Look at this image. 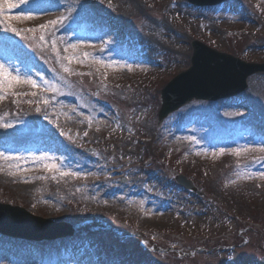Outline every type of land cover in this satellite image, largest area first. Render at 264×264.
Returning <instances> with one entry per match:
<instances>
[{
  "label": "rangeland",
  "instance_id": "rangeland-1",
  "mask_svg": "<svg viewBox=\"0 0 264 264\" xmlns=\"http://www.w3.org/2000/svg\"><path fill=\"white\" fill-rule=\"evenodd\" d=\"M57 1L60 3L70 2V0ZM73 1L76 4L77 14L72 16L74 11H70L66 17H63V20H60L61 17L58 15L45 18L54 14L52 11H46V9L36 11L31 16L33 17L32 20H39L43 16L41 22L48 26L44 29L37 28L35 36H29L30 32H27V35H18L12 32L6 36H0V40L6 43L0 44V46L13 50V53L19 52L18 59L13 63V66L16 68L21 65L20 69L26 70L28 65L25 59L28 58L30 62L32 60L38 62L41 69H46L49 63L36 56L35 44L39 42L42 46L57 39V46L65 48L68 45L67 38L71 35L69 27L72 26L74 27L73 34L81 35L78 39L84 40L82 42L89 41L88 46L90 47H95L94 45L101 40H99L100 37L112 36L114 38L110 46L111 52L104 51L102 55L104 63L113 65L111 68L108 67L109 70H113L117 63L126 64L131 59H134V64L139 63L137 67L141 69L124 73L122 76H112L110 78L112 82L108 86L99 89L100 95L105 96L107 99L99 97L108 103L112 109L118 110L119 117L114 124H111L98 120L97 113L92 114L89 128L97 131L96 135L88 139H80L77 143V146L92 144L96 149L92 155L77 153L76 149L78 147L74 149V139L63 137L57 144L64 146V150L57 148L52 154L45 151L30 154L31 164L27 168L32 178L27 184H18L19 175L25 169L20 171L14 161H4V168H1L3 172L0 175V203L22 204L24 210L35 216L54 221H65L77 225L79 228L81 227L77 235L79 237L75 240L79 243V252L76 259L73 260L74 264H155V262L147 259L145 256L147 252L143 251L140 242L144 245L147 242L150 245L160 246L163 250L172 249L173 254H156L165 257L161 259H164L166 263L169 262L168 259H171L172 262L177 264H252V260H255L254 264H264V181L254 179L255 184L246 183L243 178V170H241L239 180H236V176H233L232 173L237 168L233 159L229 157L231 154L214 155V153H211V158L216 159V162L204 161L211 159L206 156L201 157L200 160L196 159L198 161L196 162L197 155L185 153L182 148V146L188 147L185 143L171 144L170 148H166V139H169V137L166 136L164 131H161V124H158V122L155 121L154 123L155 129L150 122H131V117L135 114L143 117L144 115L148 116L150 111H155L156 106L158 107L161 102L160 92L162 88L176 74L190 67L192 42H200L209 48L231 54L245 62L264 63V26L259 27V23H255L260 21L258 17L261 12H255V16H251L249 15V6L235 0L224 6L221 12L217 8L196 7L186 0H181V2L176 0L175 21L171 22L170 17L166 15L163 17L158 14L160 12L159 7L166 4V0H102L103 4L98 5V10L95 9L97 7L94 3L93 5L92 3L87 4L88 1L92 0ZM236 6H241L243 11L241 13L233 11ZM19 7L23 8L21 12L17 13L20 17L29 16L26 3H21ZM87 10L91 12L92 16L85 14ZM98 11L103 14H96ZM230 15H235L237 18L235 20L226 18ZM137 16H140L138 23H141V25L149 20L148 25L144 26L145 33L142 28L134 33L132 30L125 29V22L122 21L131 19L135 22ZM93 17L95 18L89 20ZM165 17L167 20L163 22L162 18L165 19ZM12 20L14 19L12 18ZM52 20L58 22L55 25L48 24ZM18 21L19 23L22 22V20ZM89 22L92 23L91 30L88 32L86 24ZM209 23H214L215 29H217V23L222 24V28H239L243 31L239 33L243 38L240 41L241 44L233 43L231 38L227 42L225 40L227 34L225 35L222 32L218 37L207 38L208 33L202 32L204 26L209 28ZM202 24H204L203 27ZM55 27L56 31L54 30ZM120 29L128 31L123 34ZM118 30L121 33L120 36L117 35ZM93 32L95 34L87 36V33L91 34ZM41 35L44 36V40L40 39ZM127 35L129 40L125 42L121 39V36L127 37ZM244 45H247V48H242ZM57 46L56 48H58ZM60 48H58V52L64 54ZM246 52L248 53L245 54ZM121 55L128 59L119 62L118 58ZM108 57L112 59L108 60ZM154 58L159 60L158 63L171 66L170 69L167 68L171 71L167 70L159 73L157 68L160 65H153L150 62L149 66L145 64L148 59L153 60ZM0 61V65H4L5 68L8 67V61L4 59L3 55H0ZM36 71L38 69L32 67L28 71H24L21 78H31L33 80ZM45 73H47V78L52 77L50 72ZM145 76H149L151 79L145 78ZM56 79H59V82L53 81L48 85L42 79V84L38 87L61 88L62 94L66 93L68 97H75L78 100L76 101L81 104L79 109L75 108L76 111H97L106 115V112L101 110L104 108L93 101V95L98 96L95 87L89 89L85 85H76V88L72 84L65 85L62 77L57 76ZM115 79L128 80L129 84L120 90L115 89L113 87ZM130 80H133V82ZM247 83L250 93L255 98L258 97L256 103L245 94L240 95L243 97L241 99L239 97L231 101H225V103L234 106L251 105L253 109L258 110L260 113L261 110L258 105L264 107V101L260 100V97H264V73L251 76ZM10 89L12 87L0 90V96L9 95ZM86 93L88 98H86ZM24 98L25 101L10 106V108H14L13 110L0 112V124H11L9 130L13 131L12 133L15 136L16 134L24 137L32 135V137L39 138L40 136L39 140L42 139L45 140L46 144L49 143V132L46 130L52 127L53 129H50V131L54 132V129L58 127L57 123H54L48 117L49 126L37 122L35 117L38 113L42 114L41 111H29L28 114L21 112L18 108H24L23 104L34 102L28 96ZM221 102L223 100L217 102L192 101L188 103L179 111V116L174 115L172 118L169 116L164 121L167 130H181L178 125L183 121L181 125L184 126L182 128L183 132L188 130L183 136L197 134L194 131L196 128L198 134L194 137L197 138L195 143L203 146L211 144L212 137L219 135V133L212 131V128L207 127L205 124L208 123V119L212 118L208 116V113L216 111ZM40 103L49 106L50 100L42 97L32 107L38 108ZM64 106L70 107L67 102L64 103ZM1 108L7 109L8 107L0 104ZM231 110L226 114L219 115L224 118H233L232 125L223 126L225 132L236 135L245 128V122L249 121V115L252 112L241 114L240 111H234V107H231ZM186 111L191 112L187 113ZM48 112L45 111L43 114L48 116ZM63 113L64 111L60 112V119ZM262 113L264 115L263 111ZM152 115L155 117L154 113ZM16 117L20 119H16ZM29 117H31L32 122L27 120ZM82 117L87 119L86 116ZM187 118H193V123L186 124ZM252 118L254 119L255 116L252 115ZM255 121L259 122L257 119ZM200 124H202V127ZM247 128L254 132L251 135V137L253 136L252 143H255L258 147H264V130L260 132L259 130L262 129L256 124H250ZM148 129L152 130L151 134L156 135L154 140L149 142L151 149H153V161L146 169H143L139 166L143 155L138 151L136 136L149 134ZM179 135L180 133L175 137H181ZM118 136L123 137L125 146L122 145V142L120 144L116 143ZM12 140H6L8 143L6 147L9 146ZM105 141L111 143L105 145ZM212 145L217 146L219 143L216 142ZM100 147H104V150H100ZM217 153H220V151L218 150ZM254 153L256 154H251L252 157H242L239 160L242 164L247 163L248 159L252 160L258 155V150ZM26 156L21 155L18 159L21 167L26 162ZM41 156L49 157L50 161L47 162L55 163L60 171L76 172L79 175L61 176L60 172H52V176L41 175L40 171H47L43 167V162L32 159ZM189 156L195 158L190 159ZM262 158L263 156L255 157L252 161L256 162V168L264 172ZM225 164L226 166H224ZM116 167H124L126 170L122 174H117L106 180H99L96 187H92L87 183V177L97 176L99 178L102 173ZM246 167L250 168L249 164ZM98 168L99 171L96 172ZM190 171L195 172L197 177L193 174L190 177ZM178 173L186 174L203 196L192 194L190 196L188 191L179 187L174 182V177ZM53 176H55V179H53ZM122 177L125 178L124 183L121 182ZM54 189L57 192H54ZM231 194H234L235 197L232 198ZM32 197L36 198L35 202H32ZM124 199L129 200L127 204ZM122 202L128 208L131 207L130 210L126 207H119L118 204ZM90 208H93V210L90 211ZM141 212H149V215L138 217L137 214ZM189 216H195V218L190 220ZM206 216L210 220L209 222L203 221ZM118 229L130 233L123 237H129L128 252L130 254H128V263L114 260L108 254L99 251L96 252L97 258L93 259L91 248L84 247V243L90 241V238L86 235L96 236L93 238H96L95 242L99 247L104 244L101 238L104 233H107V236L103 237L108 242L109 238H114L112 232L122 236L123 234L118 232ZM181 231L182 234L179 233ZM183 234L186 236H183ZM176 240H180L179 243ZM0 242H2L0 245V252L2 251V254H0L1 263L7 264L15 258L27 260L30 264L33 263V258L27 256L31 253L29 248L32 246L31 244L10 241L4 238H0ZM108 244L111 245L112 242ZM119 244L124 246V242H119ZM233 244L236 245L233 251L224 249V247ZM62 247L66 246L62 245ZM214 247H218L219 250H213ZM116 250L117 248L112 252V256L120 259V254L115 253ZM60 251V243H57L51 250L52 254H40V260L44 264L48 260L51 262L53 253L59 257L61 256ZM76 251L75 249L74 254ZM104 251L109 252L106 248ZM149 253L155 257V254ZM167 257L169 258L167 259ZM240 257L243 259L242 263L236 261ZM157 264L159 263L157 262Z\"/></svg>",
  "mask_w": 264,
  "mask_h": 264
},
{
  "label": "water",
  "instance_id": "water-1",
  "mask_svg": "<svg viewBox=\"0 0 264 264\" xmlns=\"http://www.w3.org/2000/svg\"><path fill=\"white\" fill-rule=\"evenodd\" d=\"M202 2L207 0H192ZM193 67L176 83H170L162 91L163 111L162 117L172 106L190 99L194 96H215L230 84L236 83L241 89L249 72H241L237 61L227 55L219 54L199 45H195ZM219 72V73H217ZM6 212V213H5ZM27 216L20 208H0V229L14 231L22 234L36 235L29 227L18 223L15 218ZM56 232V231H55Z\"/></svg>",
  "mask_w": 264,
  "mask_h": 264
},
{
  "label": "snow or ice",
  "instance_id": "snow-or-ice-1",
  "mask_svg": "<svg viewBox=\"0 0 264 264\" xmlns=\"http://www.w3.org/2000/svg\"><path fill=\"white\" fill-rule=\"evenodd\" d=\"M26 0H6L5 3L0 4V17L5 16V14L7 12H10L12 9L17 8L20 6L21 3H25ZM33 17L30 16H24V17H16L15 19H23V20H28V19H32ZM60 20H63V17L60 18ZM58 21L56 20H52L49 21L48 24L51 25H55ZM48 25L47 24H42L39 26L40 29H44L46 28ZM8 30L17 33L18 35L20 34V31H18L17 28L11 26V24H9L8 26ZM38 29L36 28H32V29H26L25 31L28 32H36ZM41 40H44V36L41 35L40 37ZM52 47H53V51H56V42L55 40H53L52 42ZM72 49H75L77 47V45H70L69 46ZM65 52H68V48L64 49ZM85 57H87L89 54L85 53L84 54ZM65 59H67L69 61V63L72 62L73 59H76V57H72V56H67L65 57ZM81 63H83V61H80ZM96 63H101L100 61H96ZM106 67H113V65L109 64L106 65ZM129 70H131V66L129 65ZM64 71L68 72L70 71L69 68L65 67ZM15 84H27L29 86H31L32 88H36L38 87V85L36 84V82L34 80H32L31 78H21L19 75L13 76L11 74V72L8 71L7 68L4 67V65H0V90H4L6 88H11L13 87ZM31 95H36L35 92L31 93ZM0 99H3V96H0ZM45 103H47V101H45ZM37 111H40L39 108L36 109ZM11 124H0V127H11ZM249 149H230L229 152L232 155H236L239 156L241 155V152H247ZM258 151L264 152V147H261L259 149H257ZM224 149L220 150V153H214V155H220L224 153ZM0 158L3 159H11L9 157L4 156L3 153H0ZM16 159H20V158H16ZM34 160H39L40 162H43V167L45 170L50 171V172H60L61 176H78L79 173L76 172H63L60 171V169L57 167V165L55 163H50L47 162L50 160L49 157L47 156H41L39 158H32ZM237 167H240L239 165H237ZM261 178H264V173H261ZM43 178V177H40ZM248 178H251V174H249ZM53 179H55V176H53Z\"/></svg>",
  "mask_w": 264,
  "mask_h": 264
},
{
  "label": "bare ground",
  "instance_id": "bare-ground-1",
  "mask_svg": "<svg viewBox=\"0 0 264 264\" xmlns=\"http://www.w3.org/2000/svg\"><path fill=\"white\" fill-rule=\"evenodd\" d=\"M122 22H125V29H129L130 30V26H129V24H131V22L129 21V20H123ZM87 25V27H86V30H89V25L88 24H86ZM212 31L214 30V29H211ZM126 31H128V30H126ZM117 35H119L120 36V33H117ZM111 51V50H110ZM248 52H246L245 54H247ZM149 62H150V64L151 63H153V61L152 60H150V59H148L147 60V63H145L147 66H149L148 64H149ZM137 64H139V63H137ZM137 64H134V66L135 67H137L138 65ZM153 65H154V63H153ZM172 67H174V66H172ZM176 68V67H175ZM174 68V69H175ZM244 94L245 95H247L249 98H251L255 103H256V100H257V98H255L254 97V95H252L251 93H250V89L248 88V90L247 91H245L244 92ZM260 100L261 101H264V97H260ZM259 106V108L264 112V107L263 106H261V105H258ZM233 108V107H232ZM242 110H243V112L244 113H248V110L247 109H245V108H242ZM187 113H190V111H186ZM210 116H212V122H213V124L214 125H216V126H219V132H221V133H226L224 130H225V128H224V126L223 125H225V126H230V125H232L233 124V118H224L223 116H218V115H216V114H214V113H212V112H209L208 113ZM260 132H262L263 130H259ZM254 132H252L251 130H243L241 133H240V135H239V137L235 140V145H233V143L231 142V144H229V145H225L224 146V148L226 149V150H230V149H242L243 147H247V148H254V146H253V144H252V137H251V135L253 134ZM184 135V133H180V136H183ZM226 137L228 138V139H230V140H232L231 139V136L229 135V134H226ZM183 137H173L171 140H170V142L172 143V144H174V143H179V142H181L182 140H185V138H183ZM25 141H27V142H33V141H31V140H24V141H21L20 143H18V144H15V148H16V151H22V152H26L27 154H29V153H32V152H37L38 150H39V148L37 147V146H33V147H31L30 145H22V143L23 142H25ZM213 146V145H212ZM211 146V147H212ZM218 146V145H217ZM218 147H220V146H218ZM253 164H254V162H251V169L250 170H248V171H244V174H243V178H244V181L246 182V183H249V184H255V180L254 179H257V181H259V180H263L264 181V178H261V173H264V172H262L261 170H258V169H254L253 168ZM252 169H254L255 171L253 172V173H251V171H252ZM249 174H251V178H248V176H249ZM253 177H255V178H253ZM184 181H187V179H183ZM205 216V215H204ZM203 216V217H204ZM195 218V216H189V219L190 220H192V219H194ZM203 221H206V222H209L210 220L208 219V217L206 216L204 219H203ZM234 222V221H233ZM204 224V223H203ZM150 245V243H148L147 244V242H145V246H149ZM143 251H145V252H147L144 248H143ZM171 253H174V251H172ZM144 255V254H143ZM146 257H147V259L149 260V261H153V262H155V264H157V262L159 263V264H176L175 262H172V260L171 259H168L169 257H167V259H168V261L169 262H165L164 261V259H161V258H165V257H162V256H155V257H153L149 252H147V254L145 255ZM171 257H173V256H171Z\"/></svg>",
  "mask_w": 264,
  "mask_h": 264
}]
</instances>
